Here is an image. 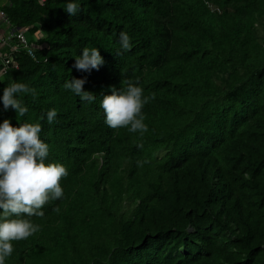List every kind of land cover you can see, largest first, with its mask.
Instances as JSON below:
<instances>
[{
	"label": "trees",
	"instance_id": "trees-1",
	"mask_svg": "<svg viewBox=\"0 0 264 264\" xmlns=\"http://www.w3.org/2000/svg\"><path fill=\"white\" fill-rule=\"evenodd\" d=\"M66 2L2 7L34 55L14 52L0 97L13 81L35 95L24 117L0 102V123H39L46 163L68 170L6 264H264V0H83L76 17ZM85 47L99 70L74 68ZM72 77L93 103L65 89ZM128 83L154 97L143 134L108 127L100 107Z\"/></svg>",
	"mask_w": 264,
	"mask_h": 264
},
{
	"label": "clouds",
	"instance_id": "clouds-1",
	"mask_svg": "<svg viewBox=\"0 0 264 264\" xmlns=\"http://www.w3.org/2000/svg\"><path fill=\"white\" fill-rule=\"evenodd\" d=\"M83 0H67L63 9L71 17L81 11ZM119 48L131 51L132 42L125 32L120 33ZM74 68L77 71L99 70L105 63L100 49L85 47L75 55ZM86 79L74 78L64 84L82 102L93 103L96 96L85 91ZM22 94L35 95V90L27 84L13 81L3 89L0 102L5 111L15 110L17 117H24L28 108L22 102ZM154 97L144 95L138 83H128L123 90L112 89L104 95L100 107L104 110L105 123L112 129L127 128L129 132L140 134L148 131L142 109ZM56 110L46 113L49 124L57 118ZM39 123H21L16 127L10 119L0 123V264H6L14 251L13 241L27 240L40 231L30 217H43V208L49 201L64 197L61 179L67 177L68 170L61 163H46L49 145L41 139ZM28 217V218H25Z\"/></svg>",
	"mask_w": 264,
	"mask_h": 264
},
{
	"label": "built area",
	"instance_id": "built-area-1",
	"mask_svg": "<svg viewBox=\"0 0 264 264\" xmlns=\"http://www.w3.org/2000/svg\"><path fill=\"white\" fill-rule=\"evenodd\" d=\"M0 17L2 19H6L8 21V16L4 11L0 12ZM9 40H15L17 41L13 47H11L12 52H10L9 55L1 57L0 58V64L2 65V72H6V69L13 65V54L14 52L20 50V49H28L29 53L31 55H34L33 53V46L30 47L29 44V37L27 34V29L20 30L15 32L12 36L9 37Z\"/></svg>",
	"mask_w": 264,
	"mask_h": 264
},
{
	"label": "crops",
	"instance_id": "crops-1",
	"mask_svg": "<svg viewBox=\"0 0 264 264\" xmlns=\"http://www.w3.org/2000/svg\"><path fill=\"white\" fill-rule=\"evenodd\" d=\"M9 3V0L7 3H2L0 6V12L4 11L2 7L4 5H7ZM20 31V30H17ZM15 29L12 28L10 21L6 19H2L0 17V58L7 56L10 54L11 47H13L15 44L13 43L14 40H9V37L12 36L15 32H17ZM0 71L2 72V65L0 64Z\"/></svg>",
	"mask_w": 264,
	"mask_h": 264
},
{
	"label": "rangeland",
	"instance_id": "rangeland-1",
	"mask_svg": "<svg viewBox=\"0 0 264 264\" xmlns=\"http://www.w3.org/2000/svg\"><path fill=\"white\" fill-rule=\"evenodd\" d=\"M7 2H8V0H0V6L2 3H7Z\"/></svg>",
	"mask_w": 264,
	"mask_h": 264
}]
</instances>
